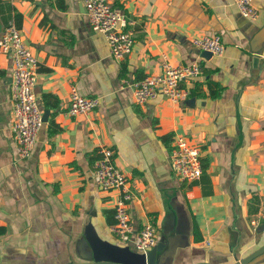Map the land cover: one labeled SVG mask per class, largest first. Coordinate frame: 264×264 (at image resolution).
Wrapping results in <instances>:
<instances>
[{
	"label": "crops",
	"instance_id": "1",
	"mask_svg": "<svg viewBox=\"0 0 264 264\" xmlns=\"http://www.w3.org/2000/svg\"><path fill=\"white\" fill-rule=\"evenodd\" d=\"M1 1L0 28L19 13L16 26L38 60L35 94L45 120L30 155L17 157L11 60L0 50V264L83 261L88 224L102 239L126 245L110 230L120 191H102L91 177L103 146L134 190L133 227L149 221L157 242L163 238L159 264H223L263 242L264 0H252L255 20L232 0H111L133 30L123 59L91 29L85 0ZM215 34L224 51L205 59L192 39ZM165 60L197 62L202 73L181 83L183 100L158 95L136 104L128 83L159 74ZM72 87L97 97L98 106L68 114ZM176 135L200 146L195 181L171 170Z\"/></svg>",
	"mask_w": 264,
	"mask_h": 264
},
{
	"label": "built area",
	"instance_id": "2",
	"mask_svg": "<svg viewBox=\"0 0 264 264\" xmlns=\"http://www.w3.org/2000/svg\"><path fill=\"white\" fill-rule=\"evenodd\" d=\"M239 13L246 19L255 20L258 9L252 0H232ZM86 14L93 31L104 34L110 55L114 59H123L133 49V30L128 28L131 22L120 8L111 0H85ZM192 43L200 50L212 55H220L224 45L220 35H202L194 37ZM0 50L8 53L11 60L12 130L15 138V151L20 159L27 158L36 142L37 133L43 124V113L35 94L38 60L26 46L20 29L9 22L0 30ZM202 73L197 62L173 65L165 60L159 74H149L128 83L133 100L142 105L162 95L171 101L186 98L188 91L181 86L186 79H192ZM97 97L79 94L71 88L67 113L75 116L93 111L98 106ZM200 146L189 137L176 135L168 153L169 165L173 174L181 181H195L202 174ZM91 177L102 191L118 189L119 197L113 211L111 232L120 242L132 245V249L146 253L157 242L158 230L151 222H144L138 229L133 227L129 206L135 197L130 180L116 164L114 151L109 147H100L99 156L93 164ZM264 206V195L262 196Z\"/></svg>",
	"mask_w": 264,
	"mask_h": 264
},
{
	"label": "water",
	"instance_id": "3",
	"mask_svg": "<svg viewBox=\"0 0 264 264\" xmlns=\"http://www.w3.org/2000/svg\"><path fill=\"white\" fill-rule=\"evenodd\" d=\"M2 28H0L1 30ZM201 55L205 59H209L212 53L203 50ZM254 66L258 63V57L252 58ZM43 120H45L43 114ZM84 237L88 244V254L83 258V261L71 262L68 264H159L157 252H161L165 243L163 238L157 242L146 253L138 252L132 249L129 245L113 243L102 239L88 224L85 228ZM264 263V239L263 242L256 248L249 247L245 250L243 256L234 255L232 261L226 258L223 264H261ZM196 264H210L207 262H198Z\"/></svg>",
	"mask_w": 264,
	"mask_h": 264
},
{
	"label": "trees",
	"instance_id": "4",
	"mask_svg": "<svg viewBox=\"0 0 264 264\" xmlns=\"http://www.w3.org/2000/svg\"><path fill=\"white\" fill-rule=\"evenodd\" d=\"M1 0H0V5H1ZM8 12L10 13V11H11V7L8 5ZM13 16H14V21H15V23H16V25L17 26H20V21H21V15L19 14V13H15L14 12V14H13ZM12 16V17H13ZM3 21H4V23L6 24V22H7V19H5V18H3ZM219 93H220V90H218L216 93H214L213 94V97H217L218 95H219ZM4 233V230L2 229V228H0V235H2Z\"/></svg>",
	"mask_w": 264,
	"mask_h": 264
}]
</instances>
